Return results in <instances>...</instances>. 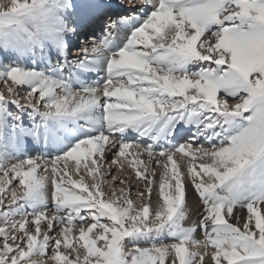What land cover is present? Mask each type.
I'll use <instances>...</instances> for the list:
<instances>
[{
    "label": "snow or ice",
    "instance_id": "6c2138e0",
    "mask_svg": "<svg viewBox=\"0 0 264 264\" xmlns=\"http://www.w3.org/2000/svg\"><path fill=\"white\" fill-rule=\"evenodd\" d=\"M0 85V264H264V0H0Z\"/></svg>",
    "mask_w": 264,
    "mask_h": 264
},
{
    "label": "rangeland",
    "instance_id": "374dc122",
    "mask_svg": "<svg viewBox=\"0 0 264 264\" xmlns=\"http://www.w3.org/2000/svg\"><path fill=\"white\" fill-rule=\"evenodd\" d=\"M89 46H91V45H89ZM0 90H4L2 85H0ZM130 151H135V150L133 149V150H130ZM145 159H146V157H145ZM188 203H189L190 216H193V218H194L191 221V222H193V221L196 220L197 216L199 215V210L201 208V204L198 202V198L195 196V194L192 193L191 191L189 192V201H188ZM185 226L186 227H190L191 223L186 221Z\"/></svg>",
    "mask_w": 264,
    "mask_h": 264
},
{
    "label": "bare ground",
    "instance_id": "6f19581e",
    "mask_svg": "<svg viewBox=\"0 0 264 264\" xmlns=\"http://www.w3.org/2000/svg\"><path fill=\"white\" fill-rule=\"evenodd\" d=\"M89 45H90V43H89ZM89 45H88V46H89ZM192 219H194V218H193V216H191V220H190V221H188V222H189V223H192V222H191V221H192Z\"/></svg>",
    "mask_w": 264,
    "mask_h": 264
}]
</instances>
